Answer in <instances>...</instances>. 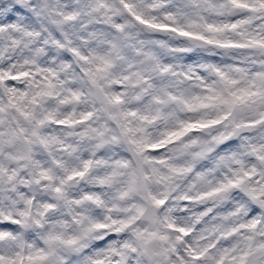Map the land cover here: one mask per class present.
Returning <instances> with one entry per match:
<instances>
[{
	"label": "snow or ice",
	"instance_id": "6c2138e0",
	"mask_svg": "<svg viewBox=\"0 0 264 264\" xmlns=\"http://www.w3.org/2000/svg\"><path fill=\"white\" fill-rule=\"evenodd\" d=\"M14 2L0 8V264H264V137L250 135L264 129V0H84L110 29L88 34L103 39L87 53L66 47L76 13L51 8L41 42L13 17L30 0ZM47 47L65 53L58 69L40 64ZM18 49L30 55L6 64ZM72 57L115 129L57 115L81 101L59 79ZM48 127H80L90 154ZM109 143L131 158H97ZM101 167L97 187L123 185L110 204L69 196ZM61 206L71 219L34 239Z\"/></svg>",
	"mask_w": 264,
	"mask_h": 264
},
{
	"label": "clouds",
	"instance_id": "9594fccd",
	"mask_svg": "<svg viewBox=\"0 0 264 264\" xmlns=\"http://www.w3.org/2000/svg\"><path fill=\"white\" fill-rule=\"evenodd\" d=\"M49 8L42 10V5H44V0H30L29 4H26L22 13L13 12V17L22 25H25L29 28H32L35 31L40 32L39 40L42 42L45 38H47L48 33L43 31V28H48L54 34L56 30L49 23L48 11L51 8H56L58 11L64 13H76L77 17L75 20L67 23L65 25V31L68 33V40L71 41V44L68 45L66 43V47H79L84 53H87L90 48H95L98 46V39H103V37L97 36H89L91 33H102L106 31H110L108 27L102 22H94L93 18L89 17L85 13V3L84 0H59V4L56 3V0H47ZM14 0H0V8L9 9L15 8ZM35 8L37 12H40V15L37 16L29 9ZM59 18V17H57ZM7 35V34H6ZM13 35H16L13 33ZM63 39V37H60ZM82 40H87L88 43H82ZM48 55H42L39 58L40 64L45 67H52L58 69V66L64 62V52H58L56 49L47 47ZM30 55L27 50H17L15 53L11 54V59L6 60L5 63H15L18 60L23 59ZM71 66L66 70L59 71V79L65 81V88H74L81 91V101L79 103H73L67 106L60 108L59 113L57 115H66L72 113V118L74 119L77 115H79L82 111H90L94 114V119L90 122L93 126L99 127L107 131L106 125L115 129L114 124H109L104 118V113L100 110V104L95 100L94 92L84 84V77L80 71L81 65L78 63L75 57H72L69 61H67ZM119 71V69H117ZM23 83V82H21ZM54 105V102H53ZM160 125H156L150 129H148V134L150 136L155 137L156 133L160 131ZM82 131L80 127L72 128V129H56L52 127H48L46 132L49 134H57L60 135L63 139L66 140L69 144H78L81 152L85 154H90L87 150L90 149L91 145H93L94 141H89L83 139L78 135V133ZM71 134V135H70ZM251 137L259 140L264 137V129H256L250 133ZM36 158L40 160H46L47 155L40 149L39 146L36 147ZM103 154L105 159H114L121 156H127L129 159L131 158L130 153L127 152V148L123 143H109L102 148L95 150V156L97 158ZM59 157H67V153H57ZM110 172V169L101 167L99 169H95L88 177L85 178L84 182L75 184L74 187L69 189V196L74 197L77 196L82 189H89L95 192H99L102 199L109 202V204L113 201L116 196V193L123 187L122 184H113L111 187H97L95 185L96 177H103ZM32 195L33 193H29ZM37 201L50 199V193L41 192L39 190L34 193ZM235 200L242 199L237 196L234 197ZM136 200L133 199L129 201V203H135ZM123 203V202H120ZM99 211L97 209H93V216L95 217V213ZM195 208L193 209V212ZM65 209L61 206L55 212H51L48 215L46 221H44V228L33 230V238L39 239L37 236V232L47 231L52 224L56 221L60 220H70V217L64 215ZM180 215L179 213H177ZM100 215L103 216V212L100 211ZM188 215L187 213L184 214ZM71 259V257H69ZM75 264V261L73 262Z\"/></svg>",
	"mask_w": 264,
	"mask_h": 264
}]
</instances>
